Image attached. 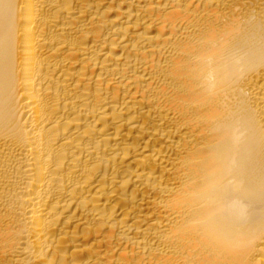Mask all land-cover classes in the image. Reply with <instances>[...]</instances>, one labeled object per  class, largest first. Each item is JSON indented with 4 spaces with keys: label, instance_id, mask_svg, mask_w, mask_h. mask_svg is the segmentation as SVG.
<instances>
[{
    "label": "bare ground",
    "instance_id": "6f19581e",
    "mask_svg": "<svg viewBox=\"0 0 264 264\" xmlns=\"http://www.w3.org/2000/svg\"><path fill=\"white\" fill-rule=\"evenodd\" d=\"M0 264H264V0H0Z\"/></svg>",
    "mask_w": 264,
    "mask_h": 264
}]
</instances>
